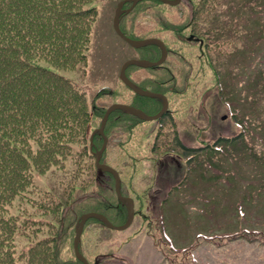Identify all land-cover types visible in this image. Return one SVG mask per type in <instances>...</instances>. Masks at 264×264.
Here are the masks:
<instances>
[{
	"label": "trees",
	"instance_id": "obj_1",
	"mask_svg": "<svg viewBox=\"0 0 264 264\" xmlns=\"http://www.w3.org/2000/svg\"><path fill=\"white\" fill-rule=\"evenodd\" d=\"M94 1L0 0V264H17L19 255L15 242L21 228L29 230V226H32L30 237L34 241L30 242L33 247L27 264H82L76 259L73 250L68 260L61 257V250L71 245L76 224L83 214L102 213L115 225H122L127 220V209L116 194L113 177L96 167L94 153L101 149L104 139L97 133L91 151L89 132L100 127L107 105L128 104L155 115L161 111L163 101L141 97L121 83V90H103L95 94L90 103L87 93L60 73L77 70L87 64L93 24L97 17L96 8H88V5ZM149 1L164 6L158 0ZM193 2L197 3V26L194 31L203 39L201 47L205 59L213 70H220V60L213 58L210 53L223 47L221 37L227 29L220 27L224 15L220 8L233 5L234 0ZM251 3L253 5L252 0H245L242 7H252ZM248 17L244 21L248 22ZM133 28L127 29L122 25L127 36L136 38ZM135 51L139 54L157 53L155 59L146 58L152 61L159 60L162 55L161 49L156 46ZM171 55L176 59L175 65L168 57L162 66L151 69L130 67L127 74L139 87L161 93L171 101L173 96L183 93L190 86L192 77L187 56L169 48ZM170 64L178 72L171 69ZM132 70H143L148 75L142 81L134 80L130 74ZM215 75L219 80V73ZM219 84V88L222 87L221 81ZM221 92V98L228 107L230 102L236 103L234 93H231V97L230 93L222 89ZM260 92H264V84ZM239 96L245 97L243 89ZM253 102H257L258 107L247 113L238 107H229L238 132L232 137L219 134L215 143L206 142L201 149L183 144L170 108L156 121L159 129L152 145V152L159 154L156 162L160 161V154L171 152L172 164L178 162V158H184L190 169L192 165L204 161L205 168L212 166L218 170L228 165V162L214 161L211 156H208L207 162L202 152L224 153L235 148V152L242 150L254 153L261 166L264 164L261 161L264 155H258L255 151L261 145L251 142V135L264 130V121L261 122L264 95L261 100L254 99ZM260 103H263V107ZM250 114L254 115L252 119L239 117ZM144 124L147 122L123 111H116L111 115L105 130L109 146L103 155V162L119 171L125 196L131 197L127 191L131 187L127 182L129 172L125 173V169L132 172L142 167L138 153L135 150L128 152L127 148L139 144L147 146L140 138L142 129L139 126ZM116 139L121 159L113 161L110 159V148L112 140ZM228 156L234 155L226 154L225 157ZM253 156L249 157L256 161ZM151 167L153 173L157 171V167ZM53 172L62 175L58 186L53 188L56 194L41 189L35 182L36 174L45 176ZM224 173L228 176L224 179H230L229 170L224 169ZM204 180L215 182L214 179H206V175ZM248 190L252 194L257 193L256 198H261L264 184L259 188L260 192L258 187H249ZM247 196L242 195L244 198ZM30 206L34 208L33 211L28 209ZM118 206L122 207L123 212L117 210ZM13 209L18 211L17 217L12 214Z\"/></svg>",
	"mask_w": 264,
	"mask_h": 264
},
{
	"label": "rangeland",
	"instance_id": "obj_2",
	"mask_svg": "<svg viewBox=\"0 0 264 264\" xmlns=\"http://www.w3.org/2000/svg\"><path fill=\"white\" fill-rule=\"evenodd\" d=\"M193 1L198 0H183L178 7L142 2L133 13L124 17L122 25L127 29L134 27L136 38H161L169 48L187 56L192 69L191 84L183 93L172 97L170 108L179 137L186 145L200 149L206 142H215L219 134L231 137L238 132L229 118V107H238L247 113L259 105L253 100H261L264 95L260 92L264 84V0H252L253 5L251 3L249 8L242 7L245 0H234L233 5L220 8L224 14L220 27L227 29L221 37L223 47L210 53L220 60V70H213L208 65L201 42L190 41L192 31L200 38L194 31L197 3ZM119 2L95 0L88 6L96 8L98 16L93 24L87 64L77 70L60 71L87 93L90 103L94 95L104 89L121 90L119 78L124 61L155 59L157 55L139 54L117 35L114 20ZM246 16H249L248 22L244 21ZM169 58L175 65L176 59L172 55ZM170 68L178 72L171 64ZM216 72L220 75L219 80ZM130 74L134 80L141 81L148 75L143 70H132ZM219 81L222 83L220 88ZM221 89L231 97L234 93L236 103L230 102L228 107L221 98ZM242 89L245 97H242L244 94L239 96ZM260 105L263 107V103ZM224 116H227L225 120ZM253 116L239 117L252 119ZM139 127L142 129L141 141L147 146L134 145L127 151L138 153L142 167L132 172L125 169V173L129 172L127 182L131 186L127 188L128 194L136 201L135 221L130 229L119 232L91 220L80 247L89 260L96 264H264V194L256 198L257 193L248 190L258 187L259 191L264 184V164H258L254 153L235 152V148L224 153L202 152L205 161L211 156L214 161L228 162L218 170L212 166L205 168L204 159L191 169L184 158H178V162L172 164L171 152L160 154L157 163L159 154L152 152V145L158 133V122ZM251 140L259 142L261 146L255 151L264 155V130L251 135ZM118 144L117 139L112 140L110 159L113 161L121 159ZM226 154L234 156L225 157ZM247 155L255 157L256 161ZM150 165L153 169L157 167V171L153 173ZM224 169L229 170L230 179H224L228 177ZM204 175L215 182L202 181ZM61 177L59 172L37 175L35 182L41 189L56 194L53 188L58 186ZM151 183H154L152 187ZM246 194L249 196L242 197ZM28 209L34 210L32 206ZM17 210L13 209L12 213L16 217L19 215ZM117 210L122 211V207L118 206ZM20 227L23 226L20 224ZM30 228L31 225L29 230L21 228L15 242L19 255L17 264H27L31 254L33 244L30 242L34 239L30 237ZM74 237L73 232L71 245L61 250V257L66 260L72 257Z\"/></svg>",
	"mask_w": 264,
	"mask_h": 264
},
{
	"label": "water",
	"instance_id": "obj_3",
	"mask_svg": "<svg viewBox=\"0 0 264 264\" xmlns=\"http://www.w3.org/2000/svg\"><path fill=\"white\" fill-rule=\"evenodd\" d=\"M141 1H144V0H125V1L120 3V5L118 7V10H117V13H116L115 21H114L115 30H116L117 34L123 40L128 42L134 48H142V47H146V46H149V45H155V46L160 47L162 49V58L159 61H156V62H153V61H150V60H146V59H132V60H129L123 65L122 70H121L120 78L128 87H130L138 95L143 96V97H148V98H159V99H162L163 102H164V105H163L162 111L159 114H157V115H149V114H147L146 112H144L141 109H138V108L133 107V106L125 105V104H114V105L110 106L108 108V110L106 111V113L104 115V118H103V121H102V125L96 131V132H99L105 139V143H104L102 149L98 153H96V164H97V167L99 169H102V170L107 171L109 173H112L114 175L115 187H116L117 195H118L120 201H122L123 203L126 204L127 209H128V221L123 226H116L106 216H104V215H102L100 213H87V214H84L81 217L80 223H79V225L77 227L76 237H75V241H74V247H75V252H76L77 258L81 262H83L84 264H90V263L88 262V260L80 252L79 244H80V241H81V237H82L85 225H86L88 220H90V219L101 220L110 229L117 230V231H123V230H126L127 228H129L132 225V223L134 221V218H135V203H134V200L132 198L125 197V196L122 195V193H121V181H120L119 173L114 168L110 167L109 165L103 164L101 162L102 155H103V153L106 150L107 145H108V138L105 135V128L107 126V123H108L110 115L113 112L120 110V111H125L128 114H131L133 116H136L139 119L144 120V121H156V120L160 119L169 109V101H168L166 96H164V95H162L160 93H155V92L144 90V89H141V88L137 87L128 78L127 73H126L127 69L130 66H138V67H145V68H152V67L160 66L166 61V59L168 57V49H167L165 43L163 41H161L160 39H156V38L146 39V40L130 39L123 33V31L120 28L122 15L124 13H130L135 8V6ZM162 1L165 2L168 5L177 6V5H179L181 3L182 0H162ZM128 2H132L133 3L132 7L129 10H127V11H123L122 10L123 6L126 3H128ZM93 136L91 137V142H92L91 146L92 147H93Z\"/></svg>",
	"mask_w": 264,
	"mask_h": 264
}]
</instances>
